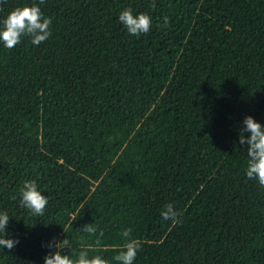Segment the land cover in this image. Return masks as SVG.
I'll return each mask as SVG.
<instances>
[{
  "label": "trees",
  "instance_id": "16d2710c",
  "mask_svg": "<svg viewBox=\"0 0 264 264\" xmlns=\"http://www.w3.org/2000/svg\"><path fill=\"white\" fill-rule=\"evenodd\" d=\"M24 6L51 36L0 43V238L19 240L0 264H45L65 238L63 255L117 264L125 230L134 264H264V187L239 143L246 116L264 126V0H7L0 21ZM128 8L148 34L119 22ZM33 180L43 216L19 204Z\"/></svg>",
  "mask_w": 264,
  "mask_h": 264
},
{
  "label": "clouds",
  "instance_id": "9594fccd",
  "mask_svg": "<svg viewBox=\"0 0 264 264\" xmlns=\"http://www.w3.org/2000/svg\"><path fill=\"white\" fill-rule=\"evenodd\" d=\"M7 3V0H0V8ZM40 4L45 3V0H39ZM152 7L156 5L153 2ZM119 22L127 29L130 35L139 36L140 34H148L151 28V17L146 14H139L134 16L132 9L128 8L119 14ZM0 43L11 50L21 41L22 36H30L32 43L39 46L45 42L50 36V25L52 20L45 18L39 6H24L17 7L11 11L3 21H0ZM170 24L169 17L163 18V26L167 27ZM243 128L239 133V143L241 145H248L247 154L249 157L246 176L248 179L257 180L261 187H264V126L256 122L252 116H246L243 120ZM246 133H250V137H246ZM19 204L22 208L29 211L32 216H43L44 210L49 201L40 191H38L36 182L24 181L23 187L20 189ZM16 199L15 196L12 197ZM162 219L172 220L173 224L179 222L177 213L172 204L165 205L161 212ZM10 218L7 212L0 213V233H7V226ZM84 232L95 235L97 228L95 225H86ZM125 237L126 242L123 245V251L114 257L117 264H134L137 253L141 248V243L138 240H128L130 230H125L121 233ZM103 236V232H100ZM5 237V236H4ZM0 238V248H7L11 251L19 240ZM99 243V241H97ZM48 248H55L57 251L50 253L44 257L45 264H108L106 259L100 256L93 258L88 257L87 251H80L78 258L73 260L70 255H63L64 249L71 248L70 241L65 238L63 241H56L55 239L47 245ZM72 255H76L72 251Z\"/></svg>",
  "mask_w": 264,
  "mask_h": 264
}]
</instances>
